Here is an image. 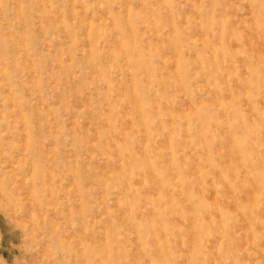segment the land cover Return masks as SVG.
Returning a JSON list of instances; mask_svg holds the SVG:
<instances>
[{
    "label": "rangeland",
    "instance_id": "rangeland-1",
    "mask_svg": "<svg viewBox=\"0 0 264 264\" xmlns=\"http://www.w3.org/2000/svg\"><path fill=\"white\" fill-rule=\"evenodd\" d=\"M0 176V264H264V0H0Z\"/></svg>",
    "mask_w": 264,
    "mask_h": 264
},
{
    "label": "bare ground",
    "instance_id": "bare-ground-1",
    "mask_svg": "<svg viewBox=\"0 0 264 264\" xmlns=\"http://www.w3.org/2000/svg\"><path fill=\"white\" fill-rule=\"evenodd\" d=\"M230 96V95H229ZM5 141H7V140H5ZM27 142V141H26ZM32 144V143H31ZM33 145V144H32ZM27 148V147H26ZM2 149H3V147H2ZM33 149V148H32ZM1 151H3V150H1ZM8 152V151H7ZM33 154V153H32ZM41 155V154H40ZM23 156V155H22ZM39 158V157H38ZM11 159V158H10ZM4 160V159H3ZM12 162V161H11ZM8 164V163H7ZM11 164V163H10ZM2 166V165H1ZM6 171H8V170H6ZM0 178H1V176H0ZM16 178V177H15ZM20 182V181H19ZM1 183V182H0ZM17 183V182H16ZM26 183V182H25ZM21 185V184H20ZM52 186V185H51ZM50 186V187H51ZM12 187H13V185H12ZM22 188V187H21ZM26 188V187H25ZM32 188V187H31ZM52 188V187H51ZM13 189V188H12ZM32 189H34V188H32ZM11 190L8 188V186L5 188V189H3V193H0V202H2V203H4V202H7V203H5V204H8V203H10L11 201H10V199H9V196H10V192ZM22 191V190H21ZM25 192V191H24ZM19 194V193H18ZM55 194H58V193H55ZM18 196V195H17ZM59 196V195H58ZM51 197V196H50ZM49 197V198H50ZM52 198V197H51ZM60 199V198H59ZM35 200V199H34ZM63 200V199H62ZM33 201V200H32ZM52 201V200H51ZM56 201H57V198H56ZM28 203V202H27ZM31 203V202H30ZM29 203V204H30ZM58 203H59V201H58ZM48 204V203H47ZM59 205H60V203H59ZM8 206H10V204L8 205ZM31 207V206H30ZM49 207V206H48ZM53 207V206H52ZM56 206H54V208H55ZM63 207V206H62ZM69 208V207H68ZM24 209V208H23ZM30 209V208H29ZM33 209V208H32ZM61 209V208H60ZM66 209V208H65ZM31 210V209H30ZM38 211V210H37ZM64 210H62V212H63ZM70 211V209L68 210V212ZM52 212V211H51ZM67 212V211H66ZM36 213V212H35ZM32 214V213H31ZM56 214V213H55ZM63 214V213H62ZM41 216V215H40ZM58 216V215H57ZM13 217V216H12ZM32 217V216H31ZM45 217V216H44ZM52 218H53V216H52ZM72 218V217H71ZM18 219V218H17ZM17 219H16V221H17ZM20 219V218H19ZM22 219V218H21ZM53 219H55V220H57L56 218H53ZM29 220H30V218H29ZM71 220H73V218L71 219ZM42 221H43V219H42ZM62 221V220H61ZM27 224H28V221L26 222ZM17 224V223H16ZM32 224V223H31ZM18 225V224H17ZM29 225V224H28ZM83 226V225H82ZM22 227V226H21ZM44 228V227H43ZM83 228V227H82ZM26 229V228H25ZM84 229V228H83ZM85 232V231H84ZM24 233V232H23ZM31 233V232H30ZM37 233V232H36ZM43 233V232H42ZM45 233H46V231H45ZM39 235V234H38ZM46 235V234H45ZM49 234H47L46 236H48ZM74 235V234H73ZM84 235H86L85 233H84ZM31 236V235H30ZM41 236V235H40ZM87 236V235H86ZM86 236H84V237H86ZM42 238V237H41ZM71 240V239H70ZM25 242V241H24ZM31 242V241H30ZM27 243H29V242H27ZM26 243V244H27ZM25 244V243H24ZM25 244V245H26ZM80 245H82L81 243H80ZM81 249H82V247H80ZM80 249V250H81ZM74 250V249H73ZM83 251V250H82ZM74 252H76V251H74ZM83 254V253H82ZM81 254V255H82ZM84 257V256H83ZM82 258V257H81ZM82 260V259H81Z\"/></svg>",
    "mask_w": 264,
    "mask_h": 264
}]
</instances>
